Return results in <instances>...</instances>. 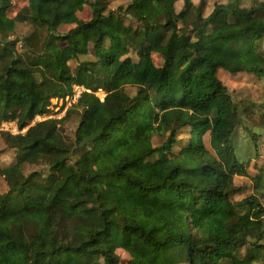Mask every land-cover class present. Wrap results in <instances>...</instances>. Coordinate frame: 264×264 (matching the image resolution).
<instances>
[{
  "label": "trees",
  "instance_id": "trees-1",
  "mask_svg": "<svg viewBox=\"0 0 264 264\" xmlns=\"http://www.w3.org/2000/svg\"><path fill=\"white\" fill-rule=\"evenodd\" d=\"M14 1L0 0V138L17 155L0 167V264H124L118 252L127 264H264V165L254 195L233 200L234 177L248 176L264 140L248 133L241 159L240 110L218 77L264 83V1L206 15V0L117 11L98 0L63 34L83 0H25L13 17ZM24 23L33 32L11 40ZM82 55L94 59L73 70ZM53 100L64 116L50 117ZM37 150L49 155L46 176L25 172L21 156Z\"/></svg>",
  "mask_w": 264,
  "mask_h": 264
},
{
  "label": "rangeland",
  "instance_id": "rangeland-1",
  "mask_svg": "<svg viewBox=\"0 0 264 264\" xmlns=\"http://www.w3.org/2000/svg\"><path fill=\"white\" fill-rule=\"evenodd\" d=\"M82 6L79 8V12L69 19H66L58 24L59 33H67L71 29L75 28L80 21H84L92 18L93 9L98 0H83ZM134 0H109L108 11H117L118 8H126ZM195 4H198L199 0H193ZM232 0H206V9L205 14L209 15L216 4H228ZM264 0H242V7L251 8L253 5L258 4ZM15 8L11 11L10 15L15 16L27 3L25 0H15ZM176 10L179 12L181 9H184L183 1H180L176 4ZM125 19L127 23L131 22V17L128 15ZM137 27V24H135ZM33 32V27L30 24L24 23L20 24L15 32V34L10 36L11 40H16L19 38L22 40L27 35ZM155 36L150 32V39L155 43ZM152 44V43H151ZM24 47V44L18 43V49ZM133 58L137 60V57L134 53L131 54ZM94 58L91 55H82L77 61H72L70 63L72 69L74 70L79 63L85 61H91ZM219 79L224 83L228 88L229 93L231 94L234 104L240 110L241 122L238 126L234 140L236 147L241 155V159L246 157V153L249 149V138L248 133L259 134L260 139L264 140V119L262 116V110L258 106L264 102V83L258 80L252 74H238L232 75L227 71L220 70L218 72ZM127 91L130 95H135L136 89L134 87H127ZM99 97L104 98V95ZM55 108L52 110L50 117L51 118H60L64 116L65 110H61L63 106L62 100L57 102L53 100ZM37 121H40V118H37ZM76 127V122H71L68 124V132L66 133L70 139L73 140V133ZM1 130L10 131L13 134H17L16 125L13 123H5L2 125ZM27 130V129H26ZM25 130V131H26ZM7 147L3 140L0 138V167L9 165L13 162H16L17 155L14 152H7ZM5 152V153H4ZM3 153V154H2ZM21 159H24L28 162L26 165V174L31 172H40L42 175L48 174V159L49 155L42 150H37L30 154V156H21ZM264 149L261 150V154L258 158L254 157L253 151H251L250 165L247 168L248 176L236 175L234 177L235 186L240 190L233 197L234 201H240L248 196L254 195L255 193V183L252 180V177L255 176L259 169L264 165ZM7 185L2 176H0V194L7 192ZM264 204V199L262 200ZM118 255L121 257V260L124 264H127L129 256L124 252H118Z\"/></svg>",
  "mask_w": 264,
  "mask_h": 264
},
{
  "label": "built area",
  "instance_id": "built-area-1",
  "mask_svg": "<svg viewBox=\"0 0 264 264\" xmlns=\"http://www.w3.org/2000/svg\"><path fill=\"white\" fill-rule=\"evenodd\" d=\"M82 88H80V87H76V95H75V97H74V101L78 98V96L80 95V93L82 92ZM101 95V94H100ZM101 98V97H100ZM101 100H103V98L101 99ZM41 120V119H40Z\"/></svg>",
  "mask_w": 264,
  "mask_h": 264
}]
</instances>
